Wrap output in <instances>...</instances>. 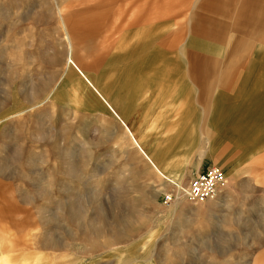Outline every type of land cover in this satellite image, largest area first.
Wrapping results in <instances>:
<instances>
[{
    "label": "rangeland",
    "instance_id": "374dc122",
    "mask_svg": "<svg viewBox=\"0 0 264 264\" xmlns=\"http://www.w3.org/2000/svg\"><path fill=\"white\" fill-rule=\"evenodd\" d=\"M173 1L0 0V233L17 245L14 264H264V222H236L264 212V0H239L233 16L230 0H211L198 11L195 0ZM57 6L71 34H78L72 42L80 72L67 77L68 39ZM146 34L150 44L152 34H162L169 49H177L166 57L154 54L146 73L167 80L179 75V94L185 80L224 107L225 117L238 119L240 142L217 131L224 142L208 152L194 98L166 105L164 127L157 129L151 127L157 111L143 96L131 95L126 111L141 131L158 137L170 135L180 118L187 121L188 133L163 144L169 162L181 170L185 164L181 185L201 165L219 162L239 193L236 200L224 191L212 214L205 211L208 201L185 199L175 212L162 203L164 190L178 191L163 174L167 166L150 159L119 109L116 114L92 87L103 80L123 84L144 55L135 51ZM248 58L259 65L242 96L235 87L216 99L215 65L232 70ZM117 121L154 171L118 136ZM245 198L263 207L245 205ZM25 246L27 254L17 257Z\"/></svg>",
    "mask_w": 264,
    "mask_h": 264
},
{
    "label": "crops",
    "instance_id": "0c3cea01",
    "mask_svg": "<svg viewBox=\"0 0 264 264\" xmlns=\"http://www.w3.org/2000/svg\"><path fill=\"white\" fill-rule=\"evenodd\" d=\"M176 1H181V0H174L173 2H176ZM173 2H171V3H173ZM155 12H156V15H158V9L155 8V11L153 13H155ZM201 13H203L205 16L214 18L212 15L206 14L205 12H201ZM151 36H154L153 40L155 39L152 42V44H150V42L148 41L149 34H146L145 37H143V40L141 41V44L138 47V50L135 51V54H137L139 51H141V54H142L143 50H144V55L140 57L142 62L140 64L139 62L141 60L140 61H134V63L128 68L127 77H126L127 79L125 80V82L123 84L121 83L122 87H120L121 86L120 83L116 84V86H115L116 89H115V93H114V98H115L114 100H116V102L118 103L120 115L123 118V120L126 122L125 124H127L131 128V130H133L134 133L138 134L142 138V141L145 145L144 147H145L146 152H147L148 156L150 157V159L152 161H154L160 167L167 166V168H166L167 170H165V171H168L169 173H175L174 172L175 169L179 170L177 168L178 164L176 162L174 164L173 161L169 162L168 158L164 155L165 151L163 149V144H165V143L171 144L175 141H178L182 132L188 133L189 130L186 131L188 124L187 125L185 124L187 121L186 122L184 121L181 123V118H180V122L176 123L175 126L173 127V128H175V130L172 129L173 130L172 133L170 135H167V137L165 136L164 132H163L164 136L161 133L162 136L158 137L156 134H153L152 132L147 133L145 131V128H144V130L142 129V131H141V128L138 127L136 125V123L133 121V119L130 118L126 114V111L129 110L131 107V100H130V99H132L131 95L135 94L136 96H143V99L146 100V104H150L149 106L153 110L157 111L156 116H155L156 120L153 123V125L151 126V127H153V129H157L158 127H161V128L164 127V124H165L164 118H163L164 113H162V112H165L164 107L166 105L173 107L172 105L174 104L176 99L184 98V99H186V102H187L190 99L194 98L193 101L196 104H198V103L201 104L200 109L202 112V115H201L202 122H203L202 127L204 126V130H206L207 142H208V152H212L214 147H216L218 144H220L221 141L224 142V140H222L223 137L215 135L217 133V131L223 130L224 131L223 133H225L226 137L229 138L228 137L229 134H238L239 133V131H240L239 127H238L239 122H238V119H236L233 122V120L225 117V114L223 111L224 107H222L219 104H216L217 101H215V100L213 101L210 98H208L207 96H204L203 94L198 95L197 90L196 89L193 90L192 85L189 84L188 82H186L185 80H183L184 81L183 92L184 91L189 92L190 95H188V96L183 95V92L179 94V90L181 91V82H179V75L174 77L171 80H167V79H163L162 77L156 76V74L149 75V73H146L145 72V66H146L147 62L149 61V59L154 54L157 56L166 57L170 53L177 52L176 48L169 49L170 48V47H168L169 43H167L168 40H166L164 38V36H162V34H152ZM149 46H151L150 49H149ZM174 59L177 61V64L180 63L179 62L180 60L178 61L177 58H174ZM249 63L251 65V67L249 66ZM258 65H259L258 62L254 61V60L251 61L250 58L244 59L243 61L241 60L239 64H236L234 66L233 71H235V73H230V71H229L230 69H228L227 67H223L224 66L223 63L222 64L217 63L215 65V68L213 69L214 74H212V77H218L217 83L214 82L215 85L217 86V89L220 91V94L216 95V99L221 97V93L223 91L222 89L229 90L230 88H235V87L238 89L236 91L237 96L241 97L243 92H244L243 90H245L247 88L246 84L248 83L249 77L255 75L257 68H258ZM129 72H130V75H129ZM235 74H238L239 78H237V76L235 79L233 78L234 82L231 83V81L227 80L229 75L231 78V76H234ZM246 77H247V79H246ZM245 81H247V82H245ZM194 86L199 87L198 84H194ZM237 86H239V88ZM205 91H207V89H205ZM210 91H212L211 88H210ZM200 95H202V98ZM203 101H204V105L202 104ZM211 102H212V104L214 103L215 105L211 106V108H209L207 106V103H211ZM185 108L186 107H183V109H185ZM179 125H180V127H179ZM119 127H120L122 132H120L118 136L119 137L123 136V138L126 139L127 143L132 147L131 148L132 151L135 152L141 160H145L147 163H149L150 167L153 170V167L151 166L150 162L147 159L143 158V156H141L140 153L136 149L133 148V146L131 145V143L127 137L126 130L123 128V126L120 123H119ZM214 127L217 130L213 131L211 129ZM113 131H115V130L112 129V127L110 125V132L113 133ZM211 132H215V133L211 134ZM146 137H149V138L147 139ZM152 141H153L152 146L146 144V142H152ZM200 163L201 162H199L198 165ZM217 163H218V165L220 164L219 162H217ZM176 164H177V166H176ZM209 164H211V163H209ZM203 166L204 165H201L199 168H201ZM172 168H174V169H172ZM185 170H186L185 164H183V168L181 171L177 172V176L178 177L184 176ZM226 184H227L226 188L223 189L216 196V198L218 196H220L225 191V194H224L225 197H230V198L237 200L239 193L232 190L231 187H229L228 181ZM214 199L210 200L204 204V205H206V206H204L206 214H212L214 208L217 207V203L214 201ZM244 200H246V198ZM255 200H257V201H255ZM247 204L255 206V208H257L258 210L261 207H263V206H261V200L254 199V198H251L249 201L246 200L245 205H247ZM224 221H225V223H227V222L231 223L232 218H229V216H227V218H225ZM236 222H246L249 224L251 222V225L259 226L260 222H264V212L260 215V219H257V218L254 220L237 219ZM16 246L17 245L10 238H8L7 236H4L2 233H0V261L3 264H14L13 251L16 250V248H17ZM25 247L23 248V251L21 254L20 253L17 254V252H16L17 257H21L24 254H27L26 252H27L28 248L27 247L25 248ZM2 263H0V264H2Z\"/></svg>",
    "mask_w": 264,
    "mask_h": 264
},
{
    "label": "bare ground",
    "instance_id": "6f19581e",
    "mask_svg": "<svg viewBox=\"0 0 264 264\" xmlns=\"http://www.w3.org/2000/svg\"><path fill=\"white\" fill-rule=\"evenodd\" d=\"M209 1H211V0H195V2H194V4L192 5L193 6V10H200L202 7H204V6H206L207 5V3L209 2ZM238 1L239 0H230V3L229 4H227L226 5V7H228V6H230L229 8H228V12H230L229 14L231 15V16H233V14L235 13V11H236V9H237V6H238ZM192 10V11H193ZM156 13V12H155ZM57 17H58V19H59V22L61 23V26L63 27V30H64V34H66V36H67V39H68V47H67V53L69 54L68 55V57H67V61H66V66H65V76L67 77V75H69L71 72H74V70L75 69H77L78 68V65L77 64H80V62H81V59L79 58L80 56L76 53V46L73 44V42H72V39H73V37H75L76 35H78V34H71V32H70V29H69V26H68V24H67V22H66V17H65V11L61 8V7H58L57 6ZM234 45H238V47H241V46H243V43L241 44V45H239V44H237V43H234ZM54 56V55H53ZM55 57V56H54ZM78 70V69H77ZM79 71V70H78ZM230 71V73H235V71H233V69H232V71L231 70H229ZM80 72V71H79ZM239 74V73H238ZM238 74H235L233 77H232V79L234 78H236V76H237V78L239 77L238 76ZM122 77H120V79H121ZM190 78V77H189ZM190 80L191 81H193L194 82V79H192V78H190ZM195 83V82H194ZM115 86H116V83L115 84H111V83H109V82H105L104 80H103V83L100 85V88H98V87H96V86H94V85H92V87L94 88V91L100 96V97H102L107 103H109L111 106V109H114L115 111H116V114H117V111L118 110H116L115 109V107L116 108H118L119 109V107H118V103L116 102V100H114L115 98H114V93H115ZM210 93V90L209 89H207V91L205 92V95L206 94H209ZM111 102V103H110ZM208 106V105H207ZM209 107V106H208ZM123 119V118H122ZM123 123H124V125H126V127H127V130H128V132H129V134H130V136H131V138L136 142L137 141V136H136V134L133 132V130H131V128L127 125V124H125V122H124V120H121ZM233 136L235 137V139L237 140V142H240L239 141V139H241L237 134H233ZM213 138V137H212ZM209 140V139H208ZM217 142V141H216ZM208 143V142H207ZM140 148V150L142 151V152H144L143 150H142V147H139ZM145 154V153H144ZM72 160H74L73 158H72ZM73 162V161H72ZM75 166H76V164H75ZM77 167V166H76ZM179 171H181V169L179 168V170H175L174 172L175 173H169V172H163V174H164V176H165V178L167 179V181L168 182H170V183H172L177 189H178V192H181V189L182 188H184L182 185H181V181H183V176H180V177H178L177 176V172H179ZM71 172L73 173V171L71 170ZM226 174V173H225ZM227 185V184H226ZM225 185V186H226ZM225 188V187H224ZM224 188H222L218 193H217V195L224 189ZM216 195V196H217ZM216 196L215 197H213V198H211V199H208V200H206V201H204V202H201V203H205V202H207V201H210V200H213L214 198H216ZM187 200V198L184 196V195H181L172 205H170L169 207H173L177 202H178V204H180V203H182V202H184V200ZM211 203V202H210ZM177 206L178 205H176L175 207H173V211L175 212V210H176V208H177ZM171 210V211H172ZM174 212H173V214H174ZM6 258V257H5ZM3 261V260H2ZM0 263H2L1 261H0ZM3 264V263H2Z\"/></svg>",
    "mask_w": 264,
    "mask_h": 264
},
{
    "label": "built area",
    "instance_id": "2783aa9c",
    "mask_svg": "<svg viewBox=\"0 0 264 264\" xmlns=\"http://www.w3.org/2000/svg\"><path fill=\"white\" fill-rule=\"evenodd\" d=\"M227 177L224 169L218 164H207L195 170L181 192L166 189L161 193V201L165 206L172 205L181 195L193 202H204L217 195L225 187Z\"/></svg>",
    "mask_w": 264,
    "mask_h": 264
}]
</instances>
